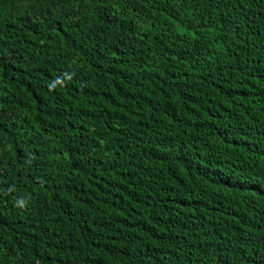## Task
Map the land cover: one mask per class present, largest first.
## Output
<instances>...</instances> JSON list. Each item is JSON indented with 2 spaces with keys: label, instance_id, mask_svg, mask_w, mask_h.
<instances>
[{
  "label": "trees",
  "instance_id": "1",
  "mask_svg": "<svg viewBox=\"0 0 264 264\" xmlns=\"http://www.w3.org/2000/svg\"><path fill=\"white\" fill-rule=\"evenodd\" d=\"M0 264H264V0H0Z\"/></svg>",
  "mask_w": 264,
  "mask_h": 264
},
{
  "label": "clouds",
  "instance_id": "2",
  "mask_svg": "<svg viewBox=\"0 0 264 264\" xmlns=\"http://www.w3.org/2000/svg\"><path fill=\"white\" fill-rule=\"evenodd\" d=\"M259 19V18H258ZM258 19L257 18H255L254 19V21H258ZM249 187H251V189L253 190V191H255L256 193L255 194H257V195H259V196H261V192H259V191H256L254 188H257V187H255L253 184L252 185H250ZM251 191V190H250ZM248 193H251V192H248ZM247 193V194H248Z\"/></svg>",
  "mask_w": 264,
  "mask_h": 264
}]
</instances>
